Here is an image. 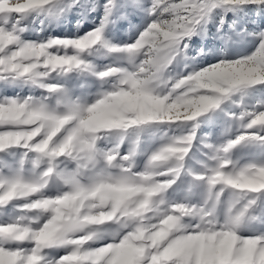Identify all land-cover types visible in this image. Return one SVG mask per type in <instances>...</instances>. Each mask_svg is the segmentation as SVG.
I'll use <instances>...</instances> for the list:
<instances>
[{"label": "clouds", "instance_id": "9594fccd", "mask_svg": "<svg viewBox=\"0 0 264 264\" xmlns=\"http://www.w3.org/2000/svg\"><path fill=\"white\" fill-rule=\"evenodd\" d=\"M253 2L0 0V264H264Z\"/></svg>", "mask_w": 264, "mask_h": 264}, {"label": "rangeland", "instance_id": "374dc122", "mask_svg": "<svg viewBox=\"0 0 264 264\" xmlns=\"http://www.w3.org/2000/svg\"><path fill=\"white\" fill-rule=\"evenodd\" d=\"M246 12L248 13L247 18L249 20H256V21L264 24V3L253 2L247 6ZM233 18H234L233 14L231 12H229L228 13V19L231 20ZM135 19H136V22H138V18H135ZM212 31L214 32L215 28H213ZM195 43L197 46H201V45L206 46V47H212L213 45L219 46V41L211 40V39L209 41H205V42L197 40ZM209 59L211 60L212 58L209 57ZM8 94L13 95L14 93L9 91Z\"/></svg>", "mask_w": 264, "mask_h": 264}, {"label": "snow or ice", "instance_id": "6c2138e0", "mask_svg": "<svg viewBox=\"0 0 264 264\" xmlns=\"http://www.w3.org/2000/svg\"><path fill=\"white\" fill-rule=\"evenodd\" d=\"M261 3H264V0H260Z\"/></svg>", "mask_w": 264, "mask_h": 264}]
</instances>
